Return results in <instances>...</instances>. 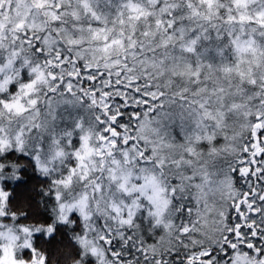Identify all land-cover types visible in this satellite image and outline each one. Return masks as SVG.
<instances>
[{"label": "snow or ice", "instance_id": "snow-or-ice-1", "mask_svg": "<svg viewBox=\"0 0 264 264\" xmlns=\"http://www.w3.org/2000/svg\"><path fill=\"white\" fill-rule=\"evenodd\" d=\"M0 264H264V0H0Z\"/></svg>", "mask_w": 264, "mask_h": 264}]
</instances>
